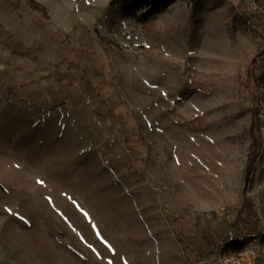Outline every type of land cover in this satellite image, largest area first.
Instances as JSON below:
<instances>
[{
  "label": "rangeland",
  "instance_id": "rangeland-1",
  "mask_svg": "<svg viewBox=\"0 0 264 264\" xmlns=\"http://www.w3.org/2000/svg\"><path fill=\"white\" fill-rule=\"evenodd\" d=\"M35 1L0 0V264L264 244V0Z\"/></svg>",
  "mask_w": 264,
  "mask_h": 264
},
{
  "label": "built area",
  "instance_id": "built-area-1",
  "mask_svg": "<svg viewBox=\"0 0 264 264\" xmlns=\"http://www.w3.org/2000/svg\"><path fill=\"white\" fill-rule=\"evenodd\" d=\"M264 259V244L258 239H252L238 250L222 248L209 255L197 256L194 264H258Z\"/></svg>",
  "mask_w": 264,
  "mask_h": 264
},
{
  "label": "crops",
  "instance_id": "crops-1",
  "mask_svg": "<svg viewBox=\"0 0 264 264\" xmlns=\"http://www.w3.org/2000/svg\"><path fill=\"white\" fill-rule=\"evenodd\" d=\"M257 179H255L254 181H253V184H252V186H251V188H252V193L254 194V197H255V195L258 197V198H260V197H262L263 195H264V189H262V190H260V189H258L257 188V186H256V182L258 183H264V174L263 175H261L260 173L258 174V176L256 177ZM256 181V182H255ZM255 182V183H254ZM261 203H262V201H261ZM247 210H248V208H247ZM262 212V211H261ZM246 214V213H245ZM264 235V224L263 225H261L260 226V232L258 233V237H261V236H263ZM211 244V242H209V244H205L204 246H195V248L193 249L195 252H197V251H203V250H206L207 248V246H209ZM196 257L197 256H194L193 258H192V264H194V262H195V259H196ZM264 262V259H262V260H260L259 261V263L258 264H264L263 263Z\"/></svg>",
  "mask_w": 264,
  "mask_h": 264
},
{
  "label": "trees",
  "instance_id": "trees-1",
  "mask_svg": "<svg viewBox=\"0 0 264 264\" xmlns=\"http://www.w3.org/2000/svg\"><path fill=\"white\" fill-rule=\"evenodd\" d=\"M28 1H30V3L35 7V8H37V9H39L40 11H42L43 13H46V10H45V7L43 6V5H41V4H39L38 2H36L35 0H28ZM118 0H111L110 1V4H114V3H116ZM247 19H248V17H246ZM248 21V20H247ZM259 79H260V81H264V73L262 74V75H260L259 76ZM225 247H227V246H225ZM242 247V245H241V243H238L237 245L236 244H230L229 245V249H231V250H238V249H240ZM228 248V247H227Z\"/></svg>",
  "mask_w": 264,
  "mask_h": 264
},
{
  "label": "snow or ice",
  "instance_id": "snow-or-ice-1",
  "mask_svg": "<svg viewBox=\"0 0 264 264\" xmlns=\"http://www.w3.org/2000/svg\"><path fill=\"white\" fill-rule=\"evenodd\" d=\"M42 183V182H41Z\"/></svg>",
  "mask_w": 264,
  "mask_h": 264
}]
</instances>
